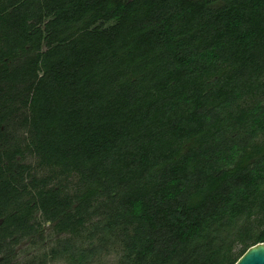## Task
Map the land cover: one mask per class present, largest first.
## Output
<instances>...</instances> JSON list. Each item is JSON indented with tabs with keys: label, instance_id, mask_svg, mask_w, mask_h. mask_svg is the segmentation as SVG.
I'll use <instances>...</instances> for the list:
<instances>
[{
	"label": "trees",
	"instance_id": "trees-1",
	"mask_svg": "<svg viewBox=\"0 0 264 264\" xmlns=\"http://www.w3.org/2000/svg\"><path fill=\"white\" fill-rule=\"evenodd\" d=\"M260 242L264 0H0V264Z\"/></svg>",
	"mask_w": 264,
	"mask_h": 264
},
{
	"label": "water",
	"instance_id": "water-1",
	"mask_svg": "<svg viewBox=\"0 0 264 264\" xmlns=\"http://www.w3.org/2000/svg\"><path fill=\"white\" fill-rule=\"evenodd\" d=\"M234 264H264V242L249 247Z\"/></svg>",
	"mask_w": 264,
	"mask_h": 264
},
{
	"label": "rangeland",
	"instance_id": "rangeland-1",
	"mask_svg": "<svg viewBox=\"0 0 264 264\" xmlns=\"http://www.w3.org/2000/svg\"><path fill=\"white\" fill-rule=\"evenodd\" d=\"M47 244L48 245H53L54 244V239L52 238H48L47 240ZM105 258L102 259V262L106 263V262H110L111 259L113 258L111 255H106L104 256ZM50 264H63V261L62 260H58V261H55V262H52Z\"/></svg>",
	"mask_w": 264,
	"mask_h": 264
}]
</instances>
